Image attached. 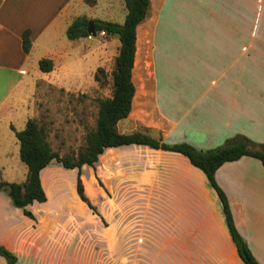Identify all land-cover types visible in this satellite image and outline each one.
<instances>
[{
    "label": "crops",
    "instance_id": "0c3cea01",
    "mask_svg": "<svg viewBox=\"0 0 264 264\" xmlns=\"http://www.w3.org/2000/svg\"><path fill=\"white\" fill-rule=\"evenodd\" d=\"M98 4L111 11L115 0H0V180L16 181L15 169L4 162L10 156L15 163L20 158L14 130L23 129L28 118L39 119L32 103L38 88L50 85L92 96L98 89L95 72L108 68L104 57L112 56L114 61L118 54L119 48L113 52L112 42L107 41L98 57L100 65L84 77L83 39L90 36L66 37L75 17L97 19L87 16L85 6ZM234 7L240 19L255 15L261 24L249 28L244 21L239 41H226V0H149L147 14L136 26L131 72L135 92L128 116L117 122L119 133L143 132L168 144L186 142L200 150L222 145L237 134L264 143V0H238ZM105 21L116 22L111 16ZM25 30L30 33L28 52L22 49ZM41 59H49L52 69L42 71ZM62 147L54 150L63 155ZM77 173V168H64L55 160L41 169L47 199L27 206L35 219L25 216L0 191V242L19 257L48 255L39 251L40 242L45 235L54 241L71 217L82 230L88 213L109 225H117L124 210L132 218L134 190L141 186L144 194L154 195H144L142 209L138 208L151 220L148 232L168 235L163 240L197 241L204 239L198 237L200 226H206L205 240L212 241L217 224L228 247L226 264H244L216 191L184 155L139 144L107 148L93 167H81L84 192L94 200L99 215L78 197ZM214 177L228 200L236 230L254 258L264 264L262 163L242 156L224 162ZM65 187L70 188L73 205L66 204ZM35 233H40L36 239Z\"/></svg>",
    "mask_w": 264,
    "mask_h": 264
},
{
    "label": "rangeland",
    "instance_id": "374dc122",
    "mask_svg": "<svg viewBox=\"0 0 264 264\" xmlns=\"http://www.w3.org/2000/svg\"><path fill=\"white\" fill-rule=\"evenodd\" d=\"M237 4L238 0H226V41H239V28L241 25L244 26V21L249 28L261 24V19L256 18L255 15L240 19L237 8L234 9ZM85 7L87 16H96L99 20H106L111 16L116 22L122 23L126 14L124 0H115L111 11L100 4L95 8ZM109 40L112 42L111 50L116 51L120 46L118 35L108 37L97 33L89 39H83L87 57L86 64L81 67L84 77L93 74L100 65L98 57L105 50V43ZM104 59L108 68L107 71L102 68L103 72H99L98 69L95 72L98 89L92 93V96L66 92L62 88L50 85L39 87L35 93L32 103L37 111L36 117L46 124L48 137L54 149H60L61 145L63 153L78 149L84 143L85 131L94 127L98 108L96 99L109 96L112 89L113 57L107 55ZM10 163L15 169L14 182L25 179L27 167L20 158L15 163V158L10 156L9 161L4 164L8 167ZM142 189L141 186L135 187L136 211L132 218L127 217L124 210L120 212L118 224L109 225L106 220L101 222L98 217L88 213L84 230L76 223L74 217H71L65 223V230L55 233L54 241H50L51 238L45 235L44 242H40L38 249L42 254L48 255L38 258L19 257L17 252L2 242L0 244L16 254L18 259L15 264H226L228 247L217 224L214 226L212 241L205 240L206 226H200L198 237L204 239L197 241L163 240L168 235L148 232L151 220L143 217L141 209L144 195L151 198L154 195L149 192L144 194ZM63 190L67 192L66 204L73 205L70 188L65 187ZM64 192L62 196L65 198ZM56 196V193H53V199L56 200ZM91 201L94 205V200ZM74 211L78 216L83 217L78 209L74 208ZM201 220H204L202 216ZM33 236L36 239L40 233L38 235L35 233ZM0 264H7L2 256H0Z\"/></svg>",
    "mask_w": 264,
    "mask_h": 264
},
{
    "label": "trees",
    "instance_id": "16d2710c",
    "mask_svg": "<svg viewBox=\"0 0 264 264\" xmlns=\"http://www.w3.org/2000/svg\"><path fill=\"white\" fill-rule=\"evenodd\" d=\"M88 2L91 3V0ZM124 2L126 15L122 23L94 20L96 34L103 31L104 36L118 35L120 46L111 71V94L105 98L96 99L98 108L95 125L85 131L83 145L76 150L60 155L52 148L48 140L46 124L37 118H28L23 129L14 130L19 143L20 160L27 167L26 178L21 183L0 180V191L7 193L11 204L20 208L25 216L35 219L27 206L34 201H46L47 196L41 185L40 171L55 160L64 168H77L76 193L92 213L99 215L84 192L81 179L83 165L93 167L98 157L107 148L122 145L139 144L154 149L177 152L184 155L193 166L201 170L209 185L216 191L222 205L228 232L244 264H259L236 230L228 200L216 183L214 174L224 162L234 161L242 156L255 157L264 167V143H256L244 135L237 134L227 138L222 145L200 150L186 142L168 144L160 137L154 138L143 132L127 134L117 131V122L127 117L131 110L135 92L131 72L135 54L136 26L145 18L149 7V0H124ZM88 21L89 18L85 15L75 17L66 29V37L69 40L88 37ZM30 45V33L29 30H25L22 33L23 51L28 52ZM39 68L42 71H49L52 69V63L49 59H41ZM98 71L103 72V69L98 68ZM0 256L6 259L7 264H15L18 259L16 254L3 244H0Z\"/></svg>",
    "mask_w": 264,
    "mask_h": 264
},
{
    "label": "water",
    "instance_id": "95a60500",
    "mask_svg": "<svg viewBox=\"0 0 264 264\" xmlns=\"http://www.w3.org/2000/svg\"><path fill=\"white\" fill-rule=\"evenodd\" d=\"M87 33L90 37L96 35V30H95L93 19H89L88 21Z\"/></svg>",
    "mask_w": 264,
    "mask_h": 264
},
{
    "label": "built area",
    "instance_id": "2783aa9c",
    "mask_svg": "<svg viewBox=\"0 0 264 264\" xmlns=\"http://www.w3.org/2000/svg\"><path fill=\"white\" fill-rule=\"evenodd\" d=\"M99 34H100V35H103V34H104V32H103V31H101Z\"/></svg>",
    "mask_w": 264,
    "mask_h": 264
}]
</instances>
